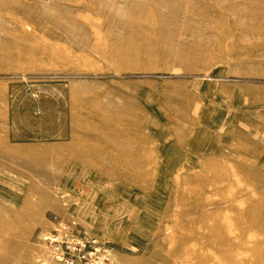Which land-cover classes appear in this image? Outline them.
I'll return each instance as SVG.
<instances>
[{"label":"rangeland","instance_id":"obj_1","mask_svg":"<svg viewBox=\"0 0 264 264\" xmlns=\"http://www.w3.org/2000/svg\"><path fill=\"white\" fill-rule=\"evenodd\" d=\"M56 228L264 264V0H0V264Z\"/></svg>","mask_w":264,"mask_h":264},{"label":"built area","instance_id":"obj_2","mask_svg":"<svg viewBox=\"0 0 264 264\" xmlns=\"http://www.w3.org/2000/svg\"><path fill=\"white\" fill-rule=\"evenodd\" d=\"M39 239L60 264H105L107 249L97 236H82L67 228L42 231Z\"/></svg>","mask_w":264,"mask_h":264}]
</instances>
